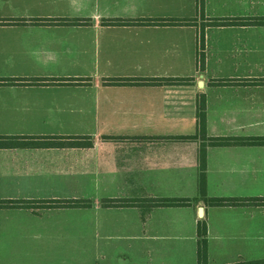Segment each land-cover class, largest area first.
Segmentation results:
<instances>
[{
  "label": "crops",
  "instance_id": "0c3cea01",
  "mask_svg": "<svg viewBox=\"0 0 264 264\" xmlns=\"http://www.w3.org/2000/svg\"><path fill=\"white\" fill-rule=\"evenodd\" d=\"M264 0H0V264L264 260ZM206 114L199 127L200 105ZM260 198L212 206L154 200ZM106 199L129 205L107 206ZM46 200L85 205L46 206Z\"/></svg>",
  "mask_w": 264,
  "mask_h": 264
},
{
  "label": "trees",
  "instance_id": "16d2710c",
  "mask_svg": "<svg viewBox=\"0 0 264 264\" xmlns=\"http://www.w3.org/2000/svg\"><path fill=\"white\" fill-rule=\"evenodd\" d=\"M258 23L264 24V17L261 18H249V19H227V20H213L212 24H223V23ZM200 110L198 114L199 118V127L201 129L205 128L206 123V114L204 111V105H200ZM3 141L0 142V147L11 146L13 144L18 143L14 141L13 137H2ZM238 144V143H248V144H264V136H254V137H218V138H209L206 140L204 145L212 144V145H227V144ZM200 179H199V190L200 196L199 198L190 199V198H165V199H156L154 200L156 204L159 205H168V206H181V205H189L193 201H197L199 199H203L207 204L212 206H237L244 205L248 203H258L262 199L260 198H217V197H209L206 193V164L204 155L200 157ZM29 201L27 200H0L1 206H26ZM41 203H45L46 206H76V205H85V202H81L80 200H46ZM132 202L124 199H106L104 200V204L107 206H120V205H129ZM207 222L206 220H200L198 224V233H199V263L200 264H208L207 263ZM235 264H264V260H259L255 262H240Z\"/></svg>",
  "mask_w": 264,
  "mask_h": 264
}]
</instances>
